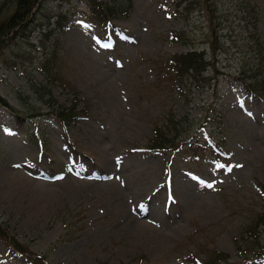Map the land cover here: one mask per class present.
Listing matches in <instances>:
<instances>
[{"label":"rangeland","instance_id":"rangeland-1","mask_svg":"<svg viewBox=\"0 0 264 264\" xmlns=\"http://www.w3.org/2000/svg\"><path fill=\"white\" fill-rule=\"evenodd\" d=\"M133 1V13H119L110 36L90 20L85 0H43L30 36L0 44V95L10 105L0 104V225L49 264H201L195 256L264 264L255 255L264 225L249 239L244 233L264 214V99L237 81L242 60L230 44L214 55L220 73L206 72L210 88L170 92L160 64L191 44L167 35L192 23L172 14V0ZM252 1L264 35V0ZM57 8L69 13L66 28L56 27L45 45L62 58L69 84H50L40 96L33 87L46 80L33 61L45 54L32 42L44 14ZM201 31L189 35L199 39ZM75 102L78 115L68 126L48 114ZM158 125L168 139L183 141L174 162L147 148ZM209 136L221 157L206 152ZM131 156L138 171L126 167ZM145 202L152 221L133 211ZM0 264L33 263L0 238Z\"/></svg>","mask_w":264,"mask_h":264},{"label":"trees","instance_id":"trees-1","mask_svg":"<svg viewBox=\"0 0 264 264\" xmlns=\"http://www.w3.org/2000/svg\"><path fill=\"white\" fill-rule=\"evenodd\" d=\"M41 0H16V5L12 9V13L8 15L5 19L0 20V44L7 43L9 39L13 36L26 34L30 29V24L33 20L34 8L40 3ZM193 0H191L192 2ZM201 1L206 2V8L208 13L210 9V0H194L195 5L200 4ZM6 4L0 7V13H3ZM88 4L91 11V17L98 22H108L113 16L118 15L119 12H126L128 9L132 8V0H88ZM234 7L239 9V12L246 13L250 16L251 20L258 22V12L250 5L248 0H235ZM58 24L62 27V22L66 19V15L63 12H58ZM209 19H207L208 21ZM51 31V30H50ZM47 33V32H46ZM45 33V34H46ZM10 34L13 36L9 37ZM44 34V35H45ZM256 37L255 35H252ZM255 39H252L250 43H253ZM41 46H45L44 42ZM1 49V48H0ZM45 53H48L45 51ZM61 58L57 54H46V56L37 58L39 62V68L45 75V77L50 82L63 81V74L60 70ZM207 63L203 59V53L189 52L183 55H176L171 59V65H169L173 73V82L171 86L177 84L178 87L187 81V77L191 76L196 82L199 88H203L206 85V79L203 77L204 70L206 69ZM202 75V77H201ZM74 113L65 111H60L58 116L62 120H67ZM160 137L163 138V136ZM165 147V143L162 144ZM264 222V214H261L257 220L258 224ZM0 234L5 236L7 233L0 229ZM15 246L24 250V246L18 242L15 238H12ZM42 262V261H41Z\"/></svg>","mask_w":264,"mask_h":264},{"label":"bare ground","instance_id":"bare-ground-1","mask_svg":"<svg viewBox=\"0 0 264 264\" xmlns=\"http://www.w3.org/2000/svg\"><path fill=\"white\" fill-rule=\"evenodd\" d=\"M126 163H127V166L126 167H127L128 170H130L131 172L138 171L139 165H138V163H137V161L135 159H132V156L130 157V159ZM19 172H21V171H19ZM16 174H19L20 175V173H16ZM10 175L13 176L12 178H14V175L13 174H10ZM124 191L127 194H131V193H133V187H131V186L128 185L125 188ZM139 213H143V211H139ZM148 219H150V218H148Z\"/></svg>","mask_w":264,"mask_h":264},{"label":"snow or ice","instance_id":"snow-or-ice-1","mask_svg":"<svg viewBox=\"0 0 264 264\" xmlns=\"http://www.w3.org/2000/svg\"><path fill=\"white\" fill-rule=\"evenodd\" d=\"M229 171H231V169H229Z\"/></svg>","mask_w":264,"mask_h":264}]
</instances>
